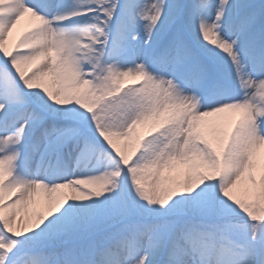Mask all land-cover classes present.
<instances>
[{
    "label": "snow or ice",
    "instance_id": "obj_1",
    "mask_svg": "<svg viewBox=\"0 0 264 264\" xmlns=\"http://www.w3.org/2000/svg\"><path fill=\"white\" fill-rule=\"evenodd\" d=\"M0 264H264V0H0Z\"/></svg>",
    "mask_w": 264,
    "mask_h": 264
},
{
    "label": "bare ground",
    "instance_id": "obj_2",
    "mask_svg": "<svg viewBox=\"0 0 264 264\" xmlns=\"http://www.w3.org/2000/svg\"><path fill=\"white\" fill-rule=\"evenodd\" d=\"M25 26L24 22L21 23V25L18 26V28L16 30H14V33H13V39H15L19 32L23 29V27Z\"/></svg>",
    "mask_w": 264,
    "mask_h": 264
},
{
    "label": "rangeland",
    "instance_id": "obj_3",
    "mask_svg": "<svg viewBox=\"0 0 264 264\" xmlns=\"http://www.w3.org/2000/svg\"><path fill=\"white\" fill-rule=\"evenodd\" d=\"M130 83H135V82H133V81H129Z\"/></svg>",
    "mask_w": 264,
    "mask_h": 264
}]
</instances>
